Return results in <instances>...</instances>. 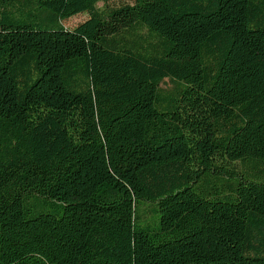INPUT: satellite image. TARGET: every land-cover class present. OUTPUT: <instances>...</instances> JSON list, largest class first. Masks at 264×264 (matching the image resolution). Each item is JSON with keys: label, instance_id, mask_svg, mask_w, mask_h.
I'll use <instances>...</instances> for the list:
<instances>
[{"label": "trees", "instance_id": "16d2710c", "mask_svg": "<svg viewBox=\"0 0 264 264\" xmlns=\"http://www.w3.org/2000/svg\"><path fill=\"white\" fill-rule=\"evenodd\" d=\"M106 1L0 0V264H264V0Z\"/></svg>", "mask_w": 264, "mask_h": 264}, {"label": "rangeland", "instance_id": "374dc122", "mask_svg": "<svg viewBox=\"0 0 264 264\" xmlns=\"http://www.w3.org/2000/svg\"><path fill=\"white\" fill-rule=\"evenodd\" d=\"M134 3V0H107L105 3L99 2L98 7H117L123 4H132ZM28 9H26L27 11ZM89 14L87 12H81L78 14H75L71 17H68L66 19H63L60 21V23L68 29H73L75 26H77L79 23L87 19Z\"/></svg>", "mask_w": 264, "mask_h": 264}]
</instances>
